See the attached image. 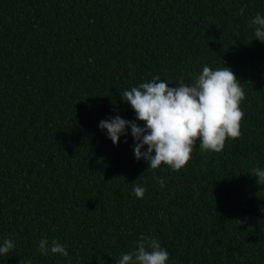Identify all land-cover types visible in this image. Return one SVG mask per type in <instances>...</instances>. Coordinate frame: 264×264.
I'll return each mask as SVG.
<instances>
[{"label": "trees", "instance_id": "trees-1", "mask_svg": "<svg viewBox=\"0 0 264 264\" xmlns=\"http://www.w3.org/2000/svg\"><path fill=\"white\" fill-rule=\"evenodd\" d=\"M258 13L264 0H0V243H15L0 264H116L141 235L167 264H264ZM205 64L229 67L245 92L241 136L222 152L197 141L179 172L152 170L130 128L117 145L99 129L135 121L123 91L153 76L190 84ZM44 238L68 257L41 255Z\"/></svg>", "mask_w": 264, "mask_h": 264}, {"label": "clouds", "instance_id": "clouds-1", "mask_svg": "<svg viewBox=\"0 0 264 264\" xmlns=\"http://www.w3.org/2000/svg\"><path fill=\"white\" fill-rule=\"evenodd\" d=\"M243 12L241 8L240 14ZM249 26L254 29V39L264 43V15L256 14ZM170 83L153 76L150 81L123 91L122 100L135 113V121L116 115L100 121L99 129L106 130L107 137L117 145L120 136H126V129L130 128L137 161L144 159L152 170L163 164L179 172L190 161L197 141L202 152L220 153L227 140L241 136L244 112L240 105L245 92L227 66L213 70L205 64L192 83L179 80L178 87H169ZM136 121L143 122V126ZM145 146L146 150L141 151ZM251 176L257 178V184L264 185V168H253ZM155 179L164 186L161 178ZM145 191L142 186L133 187L138 199L143 198ZM14 248L13 240L4 239L0 243V256H7ZM38 251L41 255L50 251L68 257L66 245L56 239H41ZM168 260L169 253L159 240L141 235L135 249L121 254L116 264H167Z\"/></svg>", "mask_w": 264, "mask_h": 264}]
</instances>
